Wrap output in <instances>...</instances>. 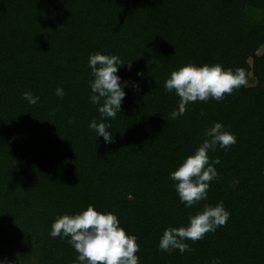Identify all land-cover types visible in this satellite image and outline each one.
I'll return each instance as SVG.
<instances>
[{"label":"trees","instance_id":"trees-1","mask_svg":"<svg viewBox=\"0 0 264 264\" xmlns=\"http://www.w3.org/2000/svg\"><path fill=\"white\" fill-rule=\"evenodd\" d=\"M96 52L124 62L115 118L90 100ZM189 62L242 67L254 81L172 119L180 98L165 81ZM215 122L236 143L208 151L218 178L186 207L170 174ZM220 202L224 226L186 240L192 251L159 250L166 228ZM89 204L137 237L139 264H264V0H0V262L73 264L70 237L51 225Z\"/></svg>","mask_w":264,"mask_h":264},{"label":"clouds","instance_id":"clouds-1","mask_svg":"<svg viewBox=\"0 0 264 264\" xmlns=\"http://www.w3.org/2000/svg\"><path fill=\"white\" fill-rule=\"evenodd\" d=\"M122 62L117 55H105L99 52L89 56V66L92 70L93 80L90 82L92 95L91 103L99 105L98 111L102 117L115 118L121 112V103L125 98L120 77L117 75ZM131 63H129V66ZM127 84V82H125ZM246 70L237 67L225 69L221 64L197 65L189 62L178 70H173L165 81V90L178 95V109L170 113L172 119L183 115L187 105L197 101L207 102L209 99L222 101L226 95L234 90L247 86ZM138 87V85H137ZM56 95L63 97V88L56 89ZM30 104L39 101L38 96L31 92L23 93ZM55 113L53 112V115ZM203 114V113H202ZM69 123H75L70 119ZM106 142H112L113 136L107 131L109 124L97 123L95 119L89 125ZM204 141L188 155L179 167L171 172L170 178L176 182L175 188L182 203L192 207L207 199V190L210 182L218 178L215 164H219L217 157L210 161L208 151H215L217 145L227 149L236 143V137L220 122L205 130ZM230 217L222 202L215 206L205 204L202 210L189 217L186 226H169L163 232L159 241V250L171 252L179 249L181 253L192 251L186 240L199 241L217 227L224 226ZM52 237H70V243L78 257L73 264H139V244L135 235H129L120 226V221L112 212L98 211L94 205L89 204L85 210L76 214L58 215L51 225ZM0 264H11L3 260Z\"/></svg>","mask_w":264,"mask_h":264},{"label":"rangeland","instance_id":"rangeland-1","mask_svg":"<svg viewBox=\"0 0 264 264\" xmlns=\"http://www.w3.org/2000/svg\"><path fill=\"white\" fill-rule=\"evenodd\" d=\"M247 80H248V84H251L254 81L253 77H251L250 75L247 77ZM8 261H10V260H8ZM10 262H11V264H15L12 261H10ZM24 264H27V263H24Z\"/></svg>","mask_w":264,"mask_h":264}]
</instances>
